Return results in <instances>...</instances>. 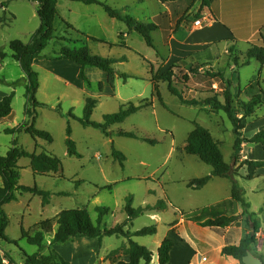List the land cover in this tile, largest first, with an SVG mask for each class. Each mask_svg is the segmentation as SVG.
<instances>
[{
  "label": "rangeland",
  "instance_id": "374dc122",
  "mask_svg": "<svg viewBox=\"0 0 264 264\" xmlns=\"http://www.w3.org/2000/svg\"><path fill=\"white\" fill-rule=\"evenodd\" d=\"M123 1L125 0H108V3L117 6ZM38 8L39 4L36 1L0 0V89L8 95L15 93L11 116L0 121V155H7L13 141L17 139L19 145L30 153L46 152L57 156L63 163L64 178L35 176L29 159L23 158L19 161L20 184L31 187L37 185L53 195L47 206H43L41 197L29 193L19 195L18 201L4 206L10 220L6 235L16 243H1L0 264H5L1 247L10 253L15 264H24V253L47 257L50 241L57 229V216L63 210L87 209L93 221L97 222L100 215L97 208H107L109 212L102 218L103 227L112 228L124 223L128 218L125 204L129 196L133 198L134 208L154 207L159 201L166 204V210L145 212L142 216L129 221L125 227L126 230L135 232L145 227L156 226L155 235L133 237L134 242L153 252L155 261L158 262V245L165 238H171L175 243L171 253L174 264H186L190 255L197 252L211 256L212 248L216 246L213 237L215 241L218 238L217 231L208 229L207 232H200L191 229L187 232L192 240L190 241L182 230L179 235L173 227L186 215L226 202L231 196L232 182L227 178L213 177L211 182L200 189L188 187L190 181L210 175L213 169L197 156L187 154L185 145L195 124H198L210 131L213 138L220 143L225 161L233 164L235 135L232 123L224 112L214 113L210 111L209 106L194 107L182 104L169 92L167 83L163 82L158 83L164 102L161 104L153 95L152 75L159 76L166 70L162 65L152 64L151 59L155 60V50L146 44L140 34L132 33L131 42H127L128 37L118 33L121 25L129 32L123 22L115 21L117 25L108 24L105 22L106 19L109 20L108 16L101 9H98L100 14L96 13L93 16V9L88 12L73 10L70 13L67 9L61 8L62 15H66L76 26L73 29L68 28L59 16L55 22L54 39L34 65L40 83L36 97L39 102L47 104V107L36 109V127L49 132L53 142L34 139L24 131L16 134L6 132L31 121V118L25 115L27 80L19 63L12 58L10 44L14 40L31 42L41 24L37 14ZM99 24L101 26L97 27ZM77 27L87 29L93 37H105L109 43L117 45L118 42L119 47L114 48L115 45H111V49L100 47L99 51L104 53L106 58L128 56L126 62L114 64L117 75L113 86H110L108 81L89 79L91 86L88 87L77 79V75L74 77V72L69 66L47 60L61 47L74 49L90 43L94 50L97 49L96 44L88 40L87 35L78 32L80 30ZM155 41L157 42V37ZM1 54L5 56L2 58ZM244 63L246 61H243ZM186 64L187 69L197 65L196 62ZM207 68L205 67V70ZM259 68L260 64L256 60H251L249 65L237 67L234 71H230L228 67L220 70L232 81L234 89H240L242 92L236 101V109L240 110V102H248L258 95L260 86L263 88L262 82L260 86L251 87L256 83L254 78L258 76ZM59 73H64L66 78L58 76ZM122 74L130 78L125 80L121 77ZM234 92L236 94L237 91ZM188 95L195 96L194 93ZM89 97L96 101L91 120L97 123H103L104 116L117 113L130 104L144 106V109L130 116L124 123L111 126L109 131L113 132V135L108 138L100 130L85 128L78 120L67 116L72 111L81 119L86 99ZM59 106L64 116L57 111ZM262 117L264 105L256 111L253 118L245 120L246 128L243 131L245 137L253 135L254 127L251 126L253 120ZM248 124L250 126L247 127ZM69 125L72 129L71 138L76 143L81 158L68 155L66 139ZM120 130L133 132L141 138L155 141L156 144L120 137L116 134ZM113 147L126 156L124 169L114 160ZM255 147L244 144L242 160H264V152L257 151ZM239 164L236 167H239ZM238 172L240 175L236 180L240 184V178H243V184L248 190L246 199L252 201L253 210L257 211L261 202H264V190L259 195H252L251 191L264 188V176L246 180V167L238 168ZM63 192L69 193V196L58 195ZM261 208L264 209V206ZM242 210L241 207L240 212ZM263 213L264 211L260 213V217L252 213L255 215L253 218L263 224L262 233L258 232L256 235L259 242L255 247L259 248L264 246ZM239 219L232 224L237 226L235 231H239L238 227L242 226L244 231L250 233L252 225L245 217ZM41 223L42 226H39ZM22 227L31 233L37 228H44L47 235L45 247L40 250L23 239ZM220 241L222 242L221 239ZM127 245L128 240L121 236L104 237L101 242L98 239L81 238L67 245H60L59 253L73 264H117L114 259L119 257L120 260H124L125 256L109 255L112 251L123 249ZM255 254L264 263V254L260 255L256 251Z\"/></svg>",
  "mask_w": 264,
  "mask_h": 264
},
{
  "label": "trees",
  "instance_id": "16d2710c",
  "mask_svg": "<svg viewBox=\"0 0 264 264\" xmlns=\"http://www.w3.org/2000/svg\"><path fill=\"white\" fill-rule=\"evenodd\" d=\"M36 1L39 4L37 11L40 19V27L32 37L30 43H24L21 40H14L10 44L12 58L17 61L26 77V105L25 115L31 118L30 123L17 129H8V134H16L24 131L34 139H42L49 143L53 142L52 135L44 130L36 127L38 107H47V104L41 103L37 100V92L40 88L39 74L34 69V62L40 58L43 51L48 47L50 42L54 39L55 22L57 21L58 2L60 0H29ZM71 2H78L85 5H99L103 7L107 15L117 21L126 24L129 32L135 31L142 36L146 44L150 48H154L153 32L161 26V22L169 25V18L167 14L157 17L153 23H143L136 20L130 14L122 10L113 8L100 0H66ZM198 1V0H195ZM202 2L200 15L205 8H210L211 0H200ZM65 25L73 29V26L63 21ZM181 21H179L180 23ZM171 34V28L164 30V36L167 40ZM123 36V35H121ZM233 53V48L230 49ZM5 55L1 54L3 58ZM248 60L243 65H248L249 61L255 59L260 64L264 65V44L252 45L246 53ZM52 62L69 61L76 63L80 66L78 72V79L84 82L88 87L91 86V81L87 76V68H96L107 74L108 84L113 86L115 77L117 75L114 69V64L119 62H126V56L119 59L106 58L95 55L91 52L89 47L84 46L81 48L71 49L69 47H61L54 53V56L47 58ZM235 67H240L237 58H234ZM197 65H192L187 69L186 62H179L171 65V67L159 76L152 77L153 95L158 101L163 104V98L159 89V82L167 83L169 92L179 99L182 104L189 106H209L210 111L214 113L224 112L233 126V133L235 135V143L233 147V164L225 161L221 145L212 136L209 130L195 124L194 130L189 134L185 151L189 155L197 156L203 163L212 167L213 171L210 175L201 179H195L189 182L188 187L193 189H200L206 186L213 177L227 178L232 182L231 199L226 202H221L215 206L206 207L202 210L184 216L186 221L196 223L204 228H221L224 229L234 224L239 218L245 217V220L252 225L251 232L245 234L239 245H227L223 247L222 256L232 257L240 264H243V258L248 252L255 254V245L257 244V234L259 229V222L253 218L254 214L249 212L250 204L246 202L244 188L241 187L236 178L240 175L238 168L246 167L247 175L246 180H253L256 171L264 168V160H242L241 152L243 145H260L264 151V130H261L251 137H245L243 131L246 128L245 120L252 118L257 109L264 105V92L261 90L258 95H255L248 102H238L240 110L236 109V101L238 96L233 91V83L230 79L226 78L222 71H215L212 68H207V64L196 62ZM121 77L125 80L130 77L122 74ZM217 86V88H215ZM102 87V84H100ZM189 93H194L195 96H189ZM15 93L5 96L0 100V121L11 116L13 108V99ZM96 101L93 98L86 99L84 108V115L78 119L72 111L67 116L72 119L78 120L83 127H92L100 130L106 137L111 138L113 132L109 128L115 124L124 123L130 116L136 114L144 109V106H134L130 104L127 108H121L117 113L104 116L103 123L93 122L91 120ZM60 115L64 116L60 106L57 108ZM120 137L130 139H140L155 145L156 142L147 138H141L133 132H126L120 130L116 133ZM72 129L70 125L67 127V152L70 157L81 158V154L77 149L76 143L72 140ZM112 156L115 161L119 162L121 168H125L126 156L113 147ZM23 158L30 160V167L35 176L55 177L63 175L62 161L52 154L30 153L19 145L18 140L13 141V146L5 156L0 155V245L1 243L14 244L16 242L10 240L6 235V230L9 226L10 220L6 213L4 206L12 202L18 201V196L23 194H32L42 198L43 206H47L51 202L52 193L39 188L37 185L25 186L20 184L21 168L19 161ZM240 163V164H239ZM239 164V167H236ZM58 195L69 196V193H59ZM239 203L243 210L242 214L236 216L234 211L226 212L225 207ZM232 208V207H231ZM164 211L166 204L164 201H159L154 207H133V198L127 197L125 204V212L128 216L127 220L112 228H105L102 226V218L107 215L109 209L98 207L99 217L97 222H94L91 214L87 209H68L61 211L57 216V229L54 233L49 244V255L42 257L40 254L28 255L24 253V264H73L66 260L56 249L55 246L67 245L76 239H98L99 242L104 237H124L128 240V245L123 249H117L111 252L109 257L114 255H124L129 258L128 262L120 260L119 257L114 259L117 264H151L153 261V252L147 247L139 245L133 241V237L152 236L157 233L156 226L142 228L139 231L131 232L126 230L128 222L142 216L145 212L150 211ZM43 223L39 224L42 226ZM22 238L26 239L30 245L38 247L42 250L46 244V233L44 228H37L33 233L21 228ZM174 248V242L171 238H165L158 249L159 264H172L171 253ZM3 258L8 264H15L9 252L1 247Z\"/></svg>",
  "mask_w": 264,
  "mask_h": 264
},
{
  "label": "crops",
  "instance_id": "0c3cea01",
  "mask_svg": "<svg viewBox=\"0 0 264 264\" xmlns=\"http://www.w3.org/2000/svg\"><path fill=\"white\" fill-rule=\"evenodd\" d=\"M100 1H103L109 5L108 0ZM201 5L202 2L200 0H125L117 6H109L122 10L123 12L130 15L132 13H135V15L132 14L131 16L143 23H153L157 17H160L164 14L168 15L169 25L161 22L160 28L153 32L155 47L152 49L155 50V60L151 59L152 64L162 65L164 66L166 71L171 67V65L179 62H201L207 64L208 68H212L215 71L222 70L224 69V67H228L230 71H234L236 69L233 61L234 58L238 59L240 66H246L243 65V61H248L246 59V53L252 47V45L257 44L262 46L264 44V0H211L210 8L203 9L202 13L197 17V14L200 12ZM57 8L58 14L61 17L62 21L67 22L73 27L76 26V24L70 21V19L67 18L66 15H62L61 8L63 10L67 9L70 13L73 10L88 12L93 9V16L96 13L100 14L98 9H101L105 14H107L103 7L99 5H85L82 3L66 0H60L58 2ZM133 10H135L136 12H134ZM86 16L89 15L86 14ZM108 19L109 20L106 19L105 22H107L108 24L117 25L115 22L117 20L112 19L109 16ZM197 19L201 20V25L199 27L194 26V21ZM179 21L181 22L179 23ZM100 26V24L97 25V27ZM124 27L122 25L119 26L118 33L125 37H128L126 41L129 42L130 38L132 37V33H134L135 31L127 32L126 28ZM168 27L171 28V34L166 40L164 36V30H168ZM77 28L78 30H80L78 32H82V34L87 35L89 37L88 40H91L94 44H96V51L94 50V47H92V44L87 43L85 45L89 47L91 52L95 55L107 57L106 55H104V53H101V51H99L100 47H108L109 49H111L110 46L116 44L109 43L105 40V37H93L87 31V29H81L80 27ZM156 37L157 42L155 41ZM115 47H119L118 42L117 45L114 46V48ZM231 48H233V53H230ZM122 56H126L128 59L127 55H120V57L112 58L119 59ZM36 61L37 59L35 60L34 65ZM57 63H62L61 65L63 66H69V68H71L74 72V77L78 75L80 69V66L78 64L65 60L58 61ZM249 64L250 61L248 65ZM86 73L91 81H108L107 74L99 69L87 68ZM58 76H60L61 78H66V75L64 73H59ZM254 80H256V83L251 86L252 88H254L255 85L260 86L261 82L264 85V65L260 64L258 76L255 77ZM263 88L260 86V91L262 90L264 92ZM235 90L237 91L236 95H240L241 97L242 92L240 91V89H234L233 87V91ZM7 95L8 93H5L4 90L0 89V100ZM263 123L264 117L258 120H253V122L251 123V126L254 127L252 133L253 135L261 130H264ZM248 126L250 125L248 124L247 127ZM255 146V149H257V151H263L261 150L262 148L260 145ZM262 176H264V168L256 171L254 179H258ZM212 180L213 178L209 182H211ZM240 184L244 188L246 199V197L248 196V190L243 184L242 177L240 178ZM263 190L264 188H256L253 189L251 193L252 195H259V193ZM230 199L231 196L227 198V201H229ZM246 202L250 204V212L256 213L258 215L257 217H260V213L264 211V209L261 208V206H264V202H261L260 207L257 211L253 210L252 201L246 199ZM241 207L242 206L240 204L236 203L233 204V206H227L225 210L226 212L234 211V214L238 216L240 215V213H242L240 212ZM240 221L241 220L239 219V222ZM259 223L260 225L258 232L262 233L261 229L263 227V224L261 221ZM174 227L173 229H176L177 234L180 235V233L183 231L189 240L190 238L188 237L187 232H189V230L191 229L198 230L200 232H207L208 229L217 231V240L215 241V237H213L214 244H216V246L212 248L213 254L209 256L206 253L197 252L194 255H190V257L185 262L186 264H240L232 257L222 256L221 251L223 247L227 245L240 244L242 237L245 234L249 233V231H244L242 229V226L238 227L239 231H235V228H237V226L235 225L228 226L224 229L209 227L204 228L196 223L186 221L185 218H181L174 225ZM220 239L222 240V242L220 241ZM257 239V242H259V238ZM160 245L161 243L158 246L160 247ZM59 246L60 245L55 246V249L58 252ZM255 251L258 254H264V246L260 248L259 246H256ZM1 254L3 255L2 252ZM202 258H206V261H202ZM123 261L128 262L129 258L125 256ZM4 262L5 264H8L5 260ZM171 262L172 264H174L173 254L171 256ZM151 264H159V261H155V258L153 256V261Z\"/></svg>",
  "mask_w": 264,
  "mask_h": 264
},
{
  "label": "water",
  "instance_id": "95a60500",
  "mask_svg": "<svg viewBox=\"0 0 264 264\" xmlns=\"http://www.w3.org/2000/svg\"><path fill=\"white\" fill-rule=\"evenodd\" d=\"M243 264H264L262 259L256 257L251 252H248L247 255L243 258Z\"/></svg>",
  "mask_w": 264,
  "mask_h": 264
},
{
  "label": "built area",
  "instance_id": "2783aa9c",
  "mask_svg": "<svg viewBox=\"0 0 264 264\" xmlns=\"http://www.w3.org/2000/svg\"><path fill=\"white\" fill-rule=\"evenodd\" d=\"M201 25V20L197 19L194 21V26L199 27ZM202 261H206V258H202Z\"/></svg>",
  "mask_w": 264,
  "mask_h": 264
}]
</instances>
